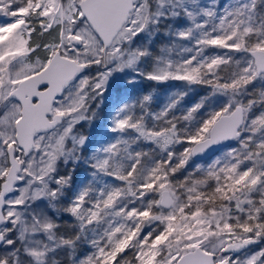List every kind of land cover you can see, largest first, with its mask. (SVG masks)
<instances>
[{
  "label": "snow or ice",
  "instance_id": "6c2138e0",
  "mask_svg": "<svg viewBox=\"0 0 264 264\" xmlns=\"http://www.w3.org/2000/svg\"><path fill=\"white\" fill-rule=\"evenodd\" d=\"M261 9L0 0V264H59L60 251L72 264H264L250 248L264 243ZM138 78L210 91L177 117L188 91L153 112L151 94L122 95ZM214 146L226 150L173 179ZM81 241L94 251L76 259Z\"/></svg>",
  "mask_w": 264,
  "mask_h": 264
},
{
  "label": "rangeland",
  "instance_id": "374dc122",
  "mask_svg": "<svg viewBox=\"0 0 264 264\" xmlns=\"http://www.w3.org/2000/svg\"><path fill=\"white\" fill-rule=\"evenodd\" d=\"M3 19L5 18L0 17V20ZM160 46H161L160 44H157V48H159ZM173 55L176 56V53H173ZM239 55L240 54H236V58H239ZM169 89L173 90L172 94H168ZM185 90L188 91V94L183 97V99L180 101V104L174 110L175 115L177 117H181L186 113V111L189 108H191L194 104L198 103L201 100V98L206 97L208 95L210 91L208 86L205 85L188 86L187 83L184 81H174V80H170L164 83H158L156 81H150L147 79L138 78V83L135 85V87L130 88L127 92H122V95H124L125 97L130 96L134 100L142 95L151 94L153 96L151 110L153 112H158L168 103L170 97H172L174 94L178 92H183ZM108 95H109L108 93H105V96ZM114 99H115V93H113V96L110 97L109 100H106L104 104H101L100 108L96 110L97 117L95 120L91 122V124L87 122H82L84 126L83 128H81V131L84 132L85 134H88L91 131H93L96 127H98L100 125V122L105 119L106 115H108L111 112V107H112V103L114 102ZM93 107L95 108V105ZM203 114H204V110L201 109L200 112L196 114L197 119H199ZM183 123L184 122L181 121V124ZM77 127L80 126L78 125ZM233 146H236V142L234 143ZM182 148H183L182 145H176L177 152L182 151ZM223 151L220 152L218 155H222ZM212 159L206 162H202L199 165H206L207 163H210ZM195 165L196 163H194L193 160L191 159L189 161L187 168L178 171L175 177H173V179L182 180L184 176L187 174V172L190 171ZM82 171L83 170L81 168H77L76 172L73 173L74 178H77L78 175L82 174ZM59 222L62 225L60 228L61 233L70 234L73 232V229L70 227L72 221H70L67 217H62ZM261 247H264V243L254 245L250 248H252L253 250H259ZM92 251H94V249L92 248L90 243H88L87 241H81L77 246L75 257L76 259H83L87 255H90ZM124 255L127 256L129 255V253L126 252ZM55 259L59 261V264H72V257L64 251H60L59 254L55 257Z\"/></svg>",
  "mask_w": 264,
  "mask_h": 264
},
{
  "label": "water",
  "instance_id": "95a60500",
  "mask_svg": "<svg viewBox=\"0 0 264 264\" xmlns=\"http://www.w3.org/2000/svg\"><path fill=\"white\" fill-rule=\"evenodd\" d=\"M234 143H235V141L225 142V144L231 145V146H233ZM217 149H219V150H217ZM223 150H225V149L221 148V146H214L212 149H209L207 152H205L201 155H198V156H194L192 158V160L196 164H201L202 162H206V161L211 160L214 156L218 155ZM252 246H254V245H251L250 247H252Z\"/></svg>",
  "mask_w": 264,
  "mask_h": 264
},
{
  "label": "trees",
  "instance_id": "16d2710c",
  "mask_svg": "<svg viewBox=\"0 0 264 264\" xmlns=\"http://www.w3.org/2000/svg\"><path fill=\"white\" fill-rule=\"evenodd\" d=\"M173 93V90L172 89H169L168 90V94H172Z\"/></svg>",
  "mask_w": 264,
  "mask_h": 264
}]
</instances>
